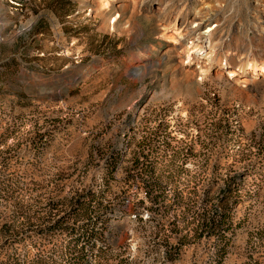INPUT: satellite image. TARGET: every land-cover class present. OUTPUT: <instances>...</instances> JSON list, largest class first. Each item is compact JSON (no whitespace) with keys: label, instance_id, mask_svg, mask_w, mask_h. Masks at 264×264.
<instances>
[{"label":"rangeland","instance_id":"rangeland-1","mask_svg":"<svg viewBox=\"0 0 264 264\" xmlns=\"http://www.w3.org/2000/svg\"><path fill=\"white\" fill-rule=\"evenodd\" d=\"M221 1L216 40L264 41L255 0ZM101 2L0 0V264H65L66 232L48 221L84 223L78 197L104 224L108 264H210L214 236L191 229L223 196L235 204L222 264H264V84L217 73L224 48L192 70L152 14L159 0ZM144 180L165 206L150 208Z\"/></svg>","mask_w":264,"mask_h":264},{"label":"bare ground","instance_id":"bare-ground-1","mask_svg":"<svg viewBox=\"0 0 264 264\" xmlns=\"http://www.w3.org/2000/svg\"><path fill=\"white\" fill-rule=\"evenodd\" d=\"M114 11L125 4H136L137 7L151 9L150 0H102ZM175 0H159L153 6V16L161 29L174 34V43L182 48L185 58L184 63L192 70L201 75L207 72L220 58L217 56L219 48H224L226 56L220 65L216 67L217 73L225 74L233 81H248L264 84V41L256 44L253 48L239 46L237 42L227 39L216 40V32L220 22L210 23L212 16L224 6L221 0H194V5L175 7ZM134 5V6H136ZM254 12L257 18H264V0H255ZM263 23V19L260 20ZM264 24V23H263ZM264 33V26H259ZM221 40V39H220ZM251 47V46H250ZM241 54L238 64L235 65L233 58ZM216 73V74H217ZM218 75V74H217ZM246 81V82H247Z\"/></svg>","mask_w":264,"mask_h":264},{"label":"trees","instance_id":"trees-1","mask_svg":"<svg viewBox=\"0 0 264 264\" xmlns=\"http://www.w3.org/2000/svg\"><path fill=\"white\" fill-rule=\"evenodd\" d=\"M113 170H109V174L112 175ZM261 181L264 182V178H261ZM144 186L147 188V198L150 203V208L152 209H160L165 206L158 200V196L162 195L154 194L153 188L150 182L146 180L143 181ZM226 188L223 191H228L232 193L231 183L226 180ZM190 201V199H189ZM183 200V196L181 194L176 193L173 198V203L179 206ZM221 204L220 210L216 211L211 209V206H204L202 211L197 213V217L195 221V227H192V231L194 235H213L215 238L214 251L212 255V261L210 264H222L226 259L228 254L231 252V236L230 229L232 228V214L231 207L235 203L229 202L228 199H225V196L219 199ZM190 202L186 201V204L189 206ZM102 204L101 201L97 202V206L99 207ZM92 199L88 198H75L71 202L70 208H74V213L77 212L79 216H83L86 221L81 225H77L75 223H70V216L66 215V213H55L50 221H48L49 227L51 229L59 228L66 232V242L62 245L60 252L65 261V264H92L91 259H93L95 264H108V257H106V239L104 235V224L101 221V226H97V220L100 218L99 216L93 220L91 215L93 208ZM57 208V207H53ZM189 207L184 208L181 211V217L185 216L186 210ZM60 209L57 208L56 211ZM190 230V231H191ZM189 231V233H190ZM154 236H157L158 231H152ZM172 248V247H171ZM169 250V249H168ZM168 250L165 254V258L167 260H172L170 253ZM132 260V259H131ZM37 263H42L41 257L36 256L33 260ZM125 261L124 258L119 259V264ZM126 263H131L128 261ZM14 264V263H11ZM163 264V263H162ZM241 264H249V262H244Z\"/></svg>","mask_w":264,"mask_h":264}]
</instances>
